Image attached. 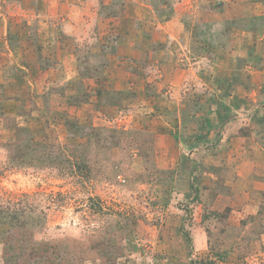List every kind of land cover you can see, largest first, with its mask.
I'll use <instances>...</instances> for the list:
<instances>
[{"label":"rangeland","instance_id":"rangeland-1","mask_svg":"<svg viewBox=\"0 0 264 264\" xmlns=\"http://www.w3.org/2000/svg\"><path fill=\"white\" fill-rule=\"evenodd\" d=\"M213 1L0 0V264H264V0Z\"/></svg>","mask_w":264,"mask_h":264},{"label":"crops","instance_id":"crops-1","mask_svg":"<svg viewBox=\"0 0 264 264\" xmlns=\"http://www.w3.org/2000/svg\"><path fill=\"white\" fill-rule=\"evenodd\" d=\"M217 1V0H216ZM228 1V2H227ZM226 2H225V4H223L224 5V12H219L220 14H219V17H222V16H224L225 14H226V11L228 10H230V9H232V10H237L239 7H241L237 2H231V0H227ZM213 2H215V0L213 1ZM230 6V7H229ZM172 21H174V18L172 19ZM175 21H177V19H175ZM176 24H177V26H178V24H179V21H177L176 22ZM181 46V45H180ZM182 47V46H181ZM184 48V47H183Z\"/></svg>","mask_w":264,"mask_h":264}]
</instances>
